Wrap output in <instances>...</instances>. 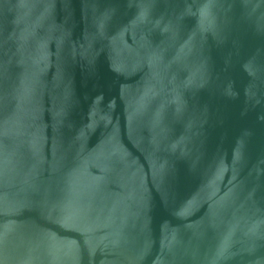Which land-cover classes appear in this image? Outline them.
I'll return each instance as SVG.
<instances>
[{
    "label": "water",
    "instance_id": "water-1",
    "mask_svg": "<svg viewBox=\"0 0 264 264\" xmlns=\"http://www.w3.org/2000/svg\"><path fill=\"white\" fill-rule=\"evenodd\" d=\"M0 264H264V0H0Z\"/></svg>",
    "mask_w": 264,
    "mask_h": 264
}]
</instances>
